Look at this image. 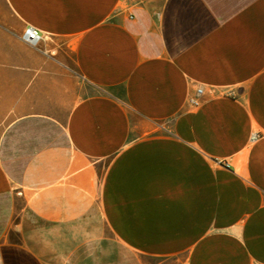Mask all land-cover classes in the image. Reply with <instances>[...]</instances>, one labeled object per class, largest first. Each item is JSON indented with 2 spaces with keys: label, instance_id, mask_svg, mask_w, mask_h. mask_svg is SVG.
Here are the masks:
<instances>
[{
  "label": "crops",
  "instance_id": "obj_1",
  "mask_svg": "<svg viewBox=\"0 0 264 264\" xmlns=\"http://www.w3.org/2000/svg\"><path fill=\"white\" fill-rule=\"evenodd\" d=\"M0 264H264V0H0Z\"/></svg>",
  "mask_w": 264,
  "mask_h": 264
},
{
  "label": "built area",
  "instance_id": "obj_2",
  "mask_svg": "<svg viewBox=\"0 0 264 264\" xmlns=\"http://www.w3.org/2000/svg\"><path fill=\"white\" fill-rule=\"evenodd\" d=\"M40 38H41L40 34L31 27L26 28L22 35V40L29 45H35L40 40ZM201 95H202V90L200 88L196 89V97L190 100V104L194 107H197L199 105L198 98ZM256 138L257 135L253 134L251 136V141H254Z\"/></svg>",
  "mask_w": 264,
  "mask_h": 264
}]
</instances>
